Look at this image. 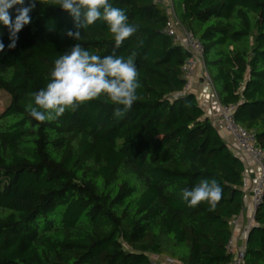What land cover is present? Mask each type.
<instances>
[{
  "label": "trees",
  "instance_id": "obj_1",
  "mask_svg": "<svg viewBox=\"0 0 264 264\" xmlns=\"http://www.w3.org/2000/svg\"><path fill=\"white\" fill-rule=\"evenodd\" d=\"M158 0H110L137 32L115 54L136 52L139 99L122 117L92 100L35 121L31 93L76 43L101 57L114 39L98 20L76 41L70 14L37 3L17 34L0 25V264H264V198L244 259L228 253L244 208L245 163L201 107L183 72L191 53L164 34ZM25 0L23 6H27ZM181 26L204 47L217 102L264 148V0H173ZM9 9L15 20L17 9ZM215 179L222 199L188 207L182 190Z\"/></svg>",
  "mask_w": 264,
  "mask_h": 264
},
{
  "label": "clouds",
  "instance_id": "obj_2",
  "mask_svg": "<svg viewBox=\"0 0 264 264\" xmlns=\"http://www.w3.org/2000/svg\"><path fill=\"white\" fill-rule=\"evenodd\" d=\"M59 6L68 12L75 23V31L68 30L66 35L76 41L81 39V29L102 20L114 39L111 55L101 57L76 43L69 51L54 60L50 72V82L45 88L31 93L33 102L27 107L28 114L35 121L57 120L66 111L76 112L80 106L92 100H103L115 105L113 115L122 118L139 99L137 90L139 72L136 68V52L127 58L115 54L123 42L134 35L138 26L129 23L125 11L113 6L110 0H0V25L9 31L11 43L16 46L18 33L31 22L30 13L36 4ZM21 5L13 21L9 9ZM4 44L0 41V52ZM222 188L215 179H202L191 190H182V199L188 207L201 203L209 205L214 211L222 199Z\"/></svg>",
  "mask_w": 264,
  "mask_h": 264
},
{
  "label": "built area",
  "instance_id": "obj_3",
  "mask_svg": "<svg viewBox=\"0 0 264 264\" xmlns=\"http://www.w3.org/2000/svg\"><path fill=\"white\" fill-rule=\"evenodd\" d=\"M158 5H163L168 10L169 19L166 24L164 34L169 36L173 39V42L177 45L182 46L185 50L191 53L190 59L185 63L183 67V72L185 74L186 79H188L189 83L187 88L190 84V78L195 71L197 63L201 62L204 69V47L202 43L197 40L194 35L187 30H185L174 11V3L173 0H158L156 2ZM205 81L212 87L210 77L205 70L204 73ZM214 96L217 98V94L214 92ZM220 113L218 115L217 122L222 127L224 132L231 136L235 142L237 149L246 157L250 158L258 167V177L256 180V187L253 191V204L255 206V213L257 208L260 206L261 202L264 198V148H261L257 145V140L254 133H250L240 127L235 120L234 113L235 107L234 106H222L220 105ZM255 218V215H254ZM254 221V219H253ZM237 224V219L232 222V226ZM252 225L249 226L245 230V235L248 238L250 229ZM234 241L233 239L229 241L227 245V251L234 257ZM244 252L245 247L239 250L238 254L235 255V261L237 263H241L244 259ZM151 264H181L180 262L164 258L160 262L152 261Z\"/></svg>",
  "mask_w": 264,
  "mask_h": 264
},
{
  "label": "crops",
  "instance_id": "obj_4",
  "mask_svg": "<svg viewBox=\"0 0 264 264\" xmlns=\"http://www.w3.org/2000/svg\"><path fill=\"white\" fill-rule=\"evenodd\" d=\"M204 67L201 62L197 63L195 71L190 78L189 92L196 95L201 107L205 111L206 116L213 121L215 126L220 130V133L226 139L231 149L240 156L245 163L244 173V208L237 219V224L232 226L233 241L235 245L234 258L239 250L245 247L247 237L245 230L249 226L254 225L255 206L253 204V191L256 187V180L258 177L259 169L257 165L248 157L244 156L236 147L233 138L227 135L222 127L217 122L220 113V106L217 102L213 89L204 79Z\"/></svg>",
  "mask_w": 264,
  "mask_h": 264
},
{
  "label": "rangeland",
  "instance_id": "obj_5",
  "mask_svg": "<svg viewBox=\"0 0 264 264\" xmlns=\"http://www.w3.org/2000/svg\"><path fill=\"white\" fill-rule=\"evenodd\" d=\"M4 104H5V98L0 95V111L2 110V107H3Z\"/></svg>",
  "mask_w": 264,
  "mask_h": 264
},
{
  "label": "water",
  "instance_id": "obj_6",
  "mask_svg": "<svg viewBox=\"0 0 264 264\" xmlns=\"http://www.w3.org/2000/svg\"><path fill=\"white\" fill-rule=\"evenodd\" d=\"M259 209V207L257 208V210Z\"/></svg>",
  "mask_w": 264,
  "mask_h": 264
}]
</instances>
